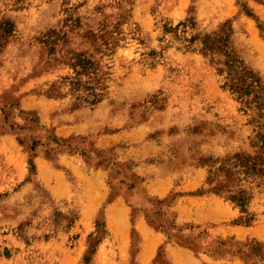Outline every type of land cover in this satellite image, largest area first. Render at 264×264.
<instances>
[{
    "label": "rangeland",
    "instance_id": "obj_1",
    "mask_svg": "<svg viewBox=\"0 0 264 264\" xmlns=\"http://www.w3.org/2000/svg\"><path fill=\"white\" fill-rule=\"evenodd\" d=\"M224 52L262 115L225 87ZM259 120L264 0H0V264H264V185L249 226L198 193Z\"/></svg>",
    "mask_w": 264,
    "mask_h": 264
},
{
    "label": "trees",
    "instance_id": "obj_2",
    "mask_svg": "<svg viewBox=\"0 0 264 264\" xmlns=\"http://www.w3.org/2000/svg\"><path fill=\"white\" fill-rule=\"evenodd\" d=\"M193 23H179L174 28H165V32H178L181 28L185 31L187 28H192ZM182 31V33H185ZM178 36V35H176ZM186 42L185 48L190 49L192 45L199 44L201 48L198 50L204 55H212L221 51L222 41H217L210 36L200 37L194 36L189 39L184 38ZM224 56L228 60L224 63L226 67V83L225 87L232 93L237 95V98L243 103L246 108L253 107L262 115V90L257 79L244 68L241 63L235 59H230V55ZM79 62L72 64L71 67L75 70V81L73 86L80 87L81 81L79 76L94 75L90 71L91 63ZM78 69L81 70L78 71ZM220 72L224 70L220 69ZM90 96L97 101V94L92 89ZM253 130V136L248 140V147L240 149L223 158L211 159L208 158V176L203 184L199 194L214 193L225 200L231 202L234 206L240 209L242 214L238 224L249 226L255 221L254 215L248 213L247 207L250 204L253 196V185L260 187L264 185V122L257 121Z\"/></svg>",
    "mask_w": 264,
    "mask_h": 264
}]
</instances>
